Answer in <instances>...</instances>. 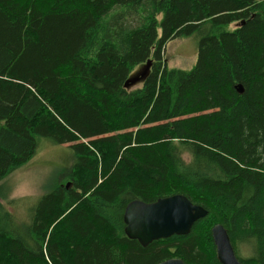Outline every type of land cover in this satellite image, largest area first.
<instances>
[{
    "label": "trees",
    "instance_id": "obj_1",
    "mask_svg": "<svg viewBox=\"0 0 264 264\" xmlns=\"http://www.w3.org/2000/svg\"><path fill=\"white\" fill-rule=\"evenodd\" d=\"M191 36L196 65L169 68ZM43 138L71 149L72 186L28 224L0 202V264H220L216 225L264 264V0H0V200ZM174 195L208 211L187 236H126L129 203Z\"/></svg>",
    "mask_w": 264,
    "mask_h": 264
},
{
    "label": "rangeland",
    "instance_id": "obj_2",
    "mask_svg": "<svg viewBox=\"0 0 264 264\" xmlns=\"http://www.w3.org/2000/svg\"><path fill=\"white\" fill-rule=\"evenodd\" d=\"M198 42L196 36L169 41L162 52L168 67L191 70L197 62ZM144 67L130 78L140 75ZM71 165L72 152L68 145L57 146L48 139H41L37 155L3 182L7 197L0 200L2 209L10 213L19 225L30 223L31 208L55 183L72 186L66 178Z\"/></svg>",
    "mask_w": 264,
    "mask_h": 264
},
{
    "label": "water",
    "instance_id": "obj_3",
    "mask_svg": "<svg viewBox=\"0 0 264 264\" xmlns=\"http://www.w3.org/2000/svg\"><path fill=\"white\" fill-rule=\"evenodd\" d=\"M151 61H148L144 71L128 79L125 86L128 88L143 80L150 70ZM239 91L242 87L239 85ZM208 211L201 206L194 205L183 195L159 199L153 203L135 200L125 209L123 220L125 234L138 241L147 248L155 241L168 239L172 236H187L195 223L205 218ZM212 236L220 264H242L233 248L228 231L222 225L212 229ZM160 264H185L181 259H171Z\"/></svg>",
    "mask_w": 264,
    "mask_h": 264
}]
</instances>
